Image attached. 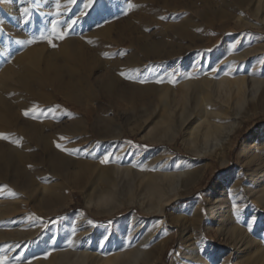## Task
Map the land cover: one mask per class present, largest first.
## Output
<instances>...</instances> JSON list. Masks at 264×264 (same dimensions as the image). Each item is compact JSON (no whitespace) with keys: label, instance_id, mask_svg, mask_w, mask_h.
<instances>
[{"label":"bare ground","instance_id":"6f19581e","mask_svg":"<svg viewBox=\"0 0 264 264\" xmlns=\"http://www.w3.org/2000/svg\"><path fill=\"white\" fill-rule=\"evenodd\" d=\"M104 1L105 14L111 13L116 3L121 5V0ZM40 2L44 10L52 6L50 0ZM165 3L166 11L158 13L182 10L187 15L185 20L160 29L145 18L142 25L128 31L120 23L115 37L114 24L108 23L93 33L95 45L72 38L69 23L60 31L58 22L49 26L47 19L34 25L14 14L10 21L1 23L17 46L12 47V41L14 53L7 56L6 45L0 40V259L7 256L9 264H157L172 240V226L179 227L180 235L170 264H213L221 254L202 234L204 212L200 204L185 203L166 212L182 199V193L199 185L206 166L198 160L180 159L176 166L183 167L179 172L170 173L167 166L152 174L141 172L135 169L141 152L130 165L127 161L132 150L117 143V128L130 125L136 118L138 131L146 132V136L168 133L171 142L182 132L190 136L200 133L207 139L218 135L213 153L227 165L231 136L238 128L229 124L231 103H252L259 92L260 102L253 107L264 112V46L254 42L253 48H246L240 36L219 53H207L204 49L212 37L206 29L216 21L224 26L231 19L242 26L256 25L246 21L247 13L256 18L257 25L264 24V0ZM62 8L70 13L65 3ZM205 8L207 13L213 8L215 11L209 15ZM42 32H47L46 37H38ZM158 32L162 33L159 39ZM61 33L63 39L59 38ZM140 40L150 43L139 44ZM126 42L134 52L124 57L120 48ZM115 51L119 56H112ZM147 62L150 66L141 69L140 64ZM168 62L173 65L169 67ZM250 85L255 88L252 94ZM58 94L79 105L97 106L92 124L86 118L59 111L55 120H40L43 106ZM103 99H108V104L104 105ZM129 112L135 113L134 118L126 114ZM25 113L40 121L25 122ZM119 113L125 115L121 126L115 124ZM65 116L68 120L63 125ZM159 124H164L161 129H157ZM66 138L74 139L75 144L61 145ZM101 143L110 144L111 153H97ZM73 148L76 153H69ZM238 155L240 168L215 181L210 189L206 227L217 228L237 254H243V264H249L254 256L264 257V130L246 141ZM105 160L107 163H102ZM136 176L143 178L140 200ZM125 177L130 178L129 188L126 198L121 199V180ZM99 183L106 187L99 190ZM73 191H82L88 205L109 214L126 204L139 203L161 217L156 224L137 219L138 226H123L135 218L130 216L103 226L76 213L67 219L66 224H71L69 236L66 224L55 236L50 233L60 244L69 240L65 251L51 253L46 241L34 247L37 257L32 262H14V255L20 254L39 231L29 226L30 206L44 212L66 208L73 201ZM39 248L48 250V255L41 257Z\"/></svg>","mask_w":264,"mask_h":264},{"label":"rangeland","instance_id":"374dc122","mask_svg":"<svg viewBox=\"0 0 264 264\" xmlns=\"http://www.w3.org/2000/svg\"><path fill=\"white\" fill-rule=\"evenodd\" d=\"M63 2L67 5V7H70V13L67 14L68 10L66 9V12V10L62 8L64 4ZM165 2L166 0H149V2L148 0H141V2L140 0H121V5L120 3H116L115 9L111 13L105 14L104 0H50V5L52 4V6L49 8L50 10H44V3L40 2V0H0V40L2 44L6 45L5 54H7V56L11 55L12 52L14 53L13 50L11 51V48L16 47V43H14L13 39L12 43L9 37L10 34L8 36V33L1 28L2 22L8 20L10 21L11 14L24 17V19H27L29 24L34 25H36V22L40 21L42 24H44L47 19H49V26L53 25V23L55 22H58L60 24V31L63 30V26H66L69 23L71 37L74 39L86 41L91 45H95L94 42L96 37L93 34L95 30L97 31L103 25L108 23L110 25L114 24L112 35L115 37L117 27L120 23L121 27L126 28L128 31V29H133L134 27H138V25H142L145 18L147 23H151V26L155 25L160 29L163 28V26L165 27L166 25H169L170 23L172 25H178L183 22L187 15L182 10L178 11L179 13L166 12L165 15L158 13L162 12V10L166 11V9L164 8L166 7ZM130 5L132 6L130 7ZM84 7H87V9H84ZM212 10L215 11L214 8ZM212 10H210V12H212ZM51 11L52 14L49 16V13ZM203 11L207 13L206 11L208 10L205 8ZM210 12H208L207 14L211 15ZM156 14L158 16H156ZM247 15L248 19L246 21L256 25L242 26L236 20L231 19V21H226L224 23V26H222L221 22L216 21L213 27H209V30L207 28L206 32L211 35L212 41L211 43H208V48L204 49V51L213 54L219 53L226 44L228 45L232 43L240 36L245 39L244 47L246 48H249L250 46H252L251 48H253V46H255L253 44L254 42L256 44L258 43L257 46L259 47L264 46V24L257 25L258 21L256 20V18L249 13H247ZM89 20L91 23H89ZM46 33L47 32H42L41 36L38 37L44 38L47 35ZM159 33L160 32H158V34ZM160 35H162V33L157 36L158 39L161 37ZM133 37H135L136 40H139L137 39V35H133ZM30 38L31 37H29V39ZM5 42L7 44H5ZM10 43H12L14 46L10 45ZM138 43L147 45L150 43V41L147 40V42H145V40H140L138 41ZM260 43H262L263 45ZM92 47L95 48L94 46ZM129 47L130 43L128 42L121 46L120 50L123 52L124 57H127L134 52V49H132L133 52L129 51ZM112 56L117 57L119 56V53L115 51L112 53ZM147 63L140 64L141 69H147L150 66V64ZM167 65L171 67L173 64L171 62H168ZM254 69L256 68H253V70ZM263 88L264 86H262V90ZM250 90L251 94L252 91L255 92V88L252 89L251 85ZM250 96L251 95L249 94V97ZM260 99L261 95L258 92L252 103H235L236 105L234 103H231L232 112L229 124L238 125V128L236 132H234L231 136L232 147L230 149L229 163L227 165H222L220 157L216 153H213L215 144L220 140L218 135L207 139L200 133L199 135H196V138V136L188 135V132H182L180 136L173 142L170 141V134L168 133L166 135L146 136V132H140L137 130L135 123L137 120L136 118H134V112V114L132 112L126 113L127 115H130L132 116V118H134L130 120V125L122 126L121 129L117 128V135L119 134L118 136L120 137H118L117 143L127 144L129 146V149L132 150L131 157L128 158L127 161L130 165L134 163V158L139 155L138 152H141L142 157L137 162L138 164L135 165L137 166L135 167V169H138L141 172L154 173L155 171L165 166H167L165 168L166 171L170 173L177 171L179 172V170L183 167V164L178 165V167L176 166L180 159L183 161L198 160L201 166H206L204 178L199 183V185L193 188L189 193H182V199L180 198L179 200H177V202H174L171 206L167 207L166 212L170 213L173 208L185 203H197L201 205V208L204 212V215L202 217V234L205 236L208 243L212 245V247L220 250L221 252V254L216 256L213 264H243V258H241L243 254H237L235 247L230 244V240L226 241V238L221 235L217 228H209L208 226V228L206 227V217L208 216L209 193L213 183L215 181L226 179L231 173L240 168L241 162L239 160L238 153L241 146L246 141L253 140L264 130V112L256 110L253 107L260 102ZM103 102L104 105L108 104V99H103ZM96 109L97 106L95 105H79L75 102H71L65 99V97L58 94L49 104L43 106V108L41 109V111L43 112L40 120H49L52 118L55 120L57 119V116L55 115H57L59 111L62 113H66L67 116L69 115L73 118H86L88 123L92 124ZM122 109L126 110L127 107L125 105H122ZM124 118L125 115L119 113L118 119L115 120V124L117 126L125 124ZM23 120L31 124H37L40 121L34 119L29 115L24 116ZM67 120L68 119L65 116L62 122L63 125ZM163 125L164 124H159L157 126V129H161ZM192 126L195 127V125ZM61 136L64 137L63 135ZM73 140L74 139L70 138L63 139L61 145L70 144L71 146H73L75 144V140ZM97 142L100 141L97 140ZM74 149L75 148L69 149L68 152L74 154L76 153ZM95 151H98L97 153L99 154L103 151L105 153H107L108 151L111 153L110 144L101 143L100 146L95 149ZM198 153L202 154V157L196 155ZM30 168H33V166H30ZM165 169L162 170L164 171ZM135 179L137 180L136 185L138 186V189L136 188V193L138 194V200H140V197L143 194V186H139V183L143 178H139L138 176H136ZM129 181L130 178L126 177L121 180V199L126 198L124 194L126 193L127 188H129ZM103 187H106V185H102L101 183H99V185L97 186L99 190ZM72 195L73 201L69 204L68 207L63 209H56L54 210V212L39 211L30 206L28 219L29 226L33 228H39V231L37 234H35V236L32 237L31 243H28L24 249H21L22 252L20 254L14 255V262H32L37 257V255L34 253V247L36 249L37 243H40V245L42 246V244L46 241L47 244L50 245L49 251L51 253L56 254L65 251V249L68 248L67 246L69 240L66 244H60L58 240L53 241L50 233L53 232L52 235L55 236L60 227L67 223V219L69 218V216L76 213H81L84 216L88 217L92 222L95 223V225L103 226H112L119 220L126 219L130 216H135V218H133L132 220H126L125 223H122L123 226L127 224L138 226L140 222H138L137 219L146 220V222L156 224L158 222V219L161 217L159 213L149 212L148 206H140L139 203L126 204L109 214L107 212H104L99 207L88 205L82 191H73ZM6 197L7 196H5V198ZM15 197L16 196H13V199H15ZM54 226L57 227L53 228ZM64 229L66 235L69 236V231H71V224H66ZM170 229L172 233V240L165 250L166 253L164 252L162 259L157 264H170L171 259L177 249L180 229L178 226H172ZM86 240L88 241L87 238L85 239V241ZM18 247V245L15 246L16 249ZM128 248L130 247L127 246L126 251L128 250ZM94 249L95 247H93L92 250ZM2 250L3 247L0 248V253L2 252ZM17 250H19V248ZM99 250L100 248H98V251ZM16 251H14V253ZM39 254L41 257H45L48 255V250L39 248ZM6 257L7 256H4L0 259V264H9V261ZM263 260V255L254 256V258L249 261V264H262L264 263Z\"/></svg>","mask_w":264,"mask_h":264},{"label":"snow or ice","instance_id":"6c2138e0","mask_svg":"<svg viewBox=\"0 0 264 264\" xmlns=\"http://www.w3.org/2000/svg\"><path fill=\"white\" fill-rule=\"evenodd\" d=\"M132 5H130V7H131ZM25 11H27V10H25ZM60 39H63L64 38V35H63V33H61L60 34V37H59ZM26 115H27V113H25ZM0 135H2V134H0ZM3 138H7L6 136L5 137H3ZM102 163H107V160H105V161H102Z\"/></svg>","mask_w":264,"mask_h":264},{"label":"trees","instance_id":"16d2710c","mask_svg":"<svg viewBox=\"0 0 264 264\" xmlns=\"http://www.w3.org/2000/svg\"><path fill=\"white\" fill-rule=\"evenodd\" d=\"M166 253V252H165Z\"/></svg>","mask_w":264,"mask_h":264}]
</instances>
